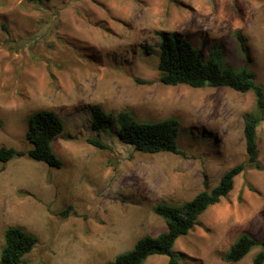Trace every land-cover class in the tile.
Instances as JSON below:
<instances>
[{"label": "rangeland", "instance_id": "obj_1", "mask_svg": "<svg viewBox=\"0 0 264 264\" xmlns=\"http://www.w3.org/2000/svg\"><path fill=\"white\" fill-rule=\"evenodd\" d=\"M161 32L192 42L205 60L252 71L264 87V0H0V147L32 149L26 133L38 112L65 125L53 143L62 168L0 162V259L5 231L20 227L38 239L25 264H106L165 232L154 206L191 201L246 161L254 94L163 85ZM96 106L142 123L176 119L187 157L135 151L119 139L118 121L94 132ZM257 144L263 170L236 177L229 196L176 242L181 264H231L226 254L244 233L264 241V120ZM260 250L237 264H254Z\"/></svg>", "mask_w": 264, "mask_h": 264}, {"label": "trees", "instance_id": "obj_2", "mask_svg": "<svg viewBox=\"0 0 264 264\" xmlns=\"http://www.w3.org/2000/svg\"><path fill=\"white\" fill-rule=\"evenodd\" d=\"M160 58L159 81L165 86H188L194 89L229 88L238 93L252 92L256 99L255 112L247 114L244 127L246 161L239 164L222 177L219 184L211 191H203L191 201L181 205L160 203L153 207V212L166 223V230L158 237H146L138 242L129 253L117 256L106 264H145L152 256L168 258V264H181L174 251L176 242L188 236L197 226L199 218L212 206L226 199L234 190L235 179L247 170L262 171L259 162L257 128L264 120V87L257 82L256 74L246 68L236 70L223 67L214 60H205L202 52L192 42L181 38L177 33H159ZM241 39V37H239ZM242 41V40H241ZM147 54L154 49L143 46ZM137 82L148 84L147 82ZM121 123L118 137L124 144L144 154H174L187 157L179 149L180 123L167 119L152 123L136 121L128 112H122L117 118L106 113L101 107L92 109L91 128L101 132ZM3 122L0 120V130ZM65 130L64 122L53 111H41L30 117L26 133L27 141L33 146L30 150H16L0 147V162L7 164L15 158L27 157L33 161L47 164L49 167L62 168V161L53 151V143ZM89 143L99 149H109L98 139H89ZM250 190H253L250 187ZM73 207L60 213L63 219L70 216ZM5 246L1 253L0 264H25V258L36 247L38 239L20 227H11L5 231ZM261 247L254 257V264H264V241L259 243L252 236L244 233L230 248L225 260L231 264L241 262L250 252Z\"/></svg>", "mask_w": 264, "mask_h": 264}]
</instances>
